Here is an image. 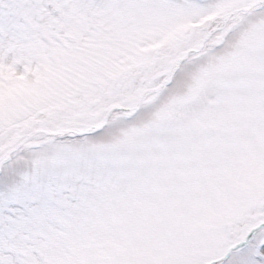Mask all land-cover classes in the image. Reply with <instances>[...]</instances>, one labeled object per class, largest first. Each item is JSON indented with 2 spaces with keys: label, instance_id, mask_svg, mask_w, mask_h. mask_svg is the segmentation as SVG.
Instances as JSON below:
<instances>
[{
  "label": "snow or ice",
  "instance_id": "snow-or-ice-1",
  "mask_svg": "<svg viewBox=\"0 0 264 264\" xmlns=\"http://www.w3.org/2000/svg\"><path fill=\"white\" fill-rule=\"evenodd\" d=\"M0 264H264V0H0Z\"/></svg>",
  "mask_w": 264,
  "mask_h": 264
}]
</instances>
